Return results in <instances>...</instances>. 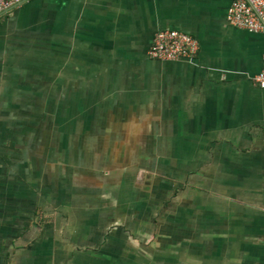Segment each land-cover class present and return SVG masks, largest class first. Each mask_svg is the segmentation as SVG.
Here are the masks:
<instances>
[{
  "label": "crops",
  "instance_id": "1",
  "mask_svg": "<svg viewBox=\"0 0 264 264\" xmlns=\"http://www.w3.org/2000/svg\"><path fill=\"white\" fill-rule=\"evenodd\" d=\"M229 4L28 0L0 15V264H98L97 242L101 264L153 258L141 242L160 227H182L166 243L224 227L238 242L232 212H264V38L231 26ZM160 30L195 38L196 57H149ZM248 218L234 263L264 264V214Z\"/></svg>",
  "mask_w": 264,
  "mask_h": 264
},
{
  "label": "rangeland",
  "instance_id": "2",
  "mask_svg": "<svg viewBox=\"0 0 264 264\" xmlns=\"http://www.w3.org/2000/svg\"><path fill=\"white\" fill-rule=\"evenodd\" d=\"M32 205L35 204V201H31ZM34 206V205H33ZM36 206V204H35ZM256 208L255 211H250V210H247L245 207H243L242 205H240V209L239 211H233L232 214L234 216H236L238 218V221H239V227H238V242H231L227 239V236L226 235H229L231 232H229L230 228H227V227H224V231H222V234L221 235H218L217 236H208L207 237V240L206 241H200V240H204L206 238L204 237H201V236H198L197 234L198 233H201V230L198 231L197 234H195V236L192 237L191 239V243H188V242H179V241H176V242H171V243H166L165 238L167 239V236L169 239H182L183 236L180 235L181 233V229L182 227H177V228H173L171 229V231H175V233H171L169 231L166 230V228L164 227H160L158 229V237L159 238H154V239H151L152 241L149 242V240L147 241H143L141 242L142 244V249H144V251H146L147 253L149 252L150 250V245L152 246V251L155 252L154 254H156L155 256L153 255V258H150L149 254L147 255H144L145 258L139 260V259H132V258H129V259H122L120 260L118 263H116L117 261V258L115 257H111L110 258V262H113L114 264H186L187 262L189 264H229L230 262H232L233 264H235L234 262H239L238 259H236L235 257H237V252H241V251H245L247 249V246L248 247H251V242H245L244 240V235L246 234V231H248L249 229H251V227H246L245 226V223H246V219H250L248 217H254V218H262L263 217V214L264 212L263 211H260ZM197 211V209L195 210ZM35 212V211H34ZM38 212V211H37ZM40 212V211H39ZM33 212H31L30 214V219H33V221H41L42 219L43 220H46L45 222L47 223H50L53 221L52 217L50 215H45L42 214V215H39V214H32ZM42 223V222H41ZM52 224V223H51ZM49 225V224H48ZM17 230H21L22 228L19 227V228H15ZM24 230L26 228H23ZM52 229V226L51 227H48L47 228V232L50 231ZM256 229H258L259 231L261 230V227L260 228H254V233H256ZM4 230V231H3ZM13 230V229H12ZM187 230V229H184V231ZM6 231H8L9 233V228H2V235H5L6 234ZM44 231V230H43ZM40 232L39 233V230H36L35 231V234H40L41 236L45 235L46 232ZM260 234V233H259ZM36 235V236H37ZM39 236V235H38ZM164 237V239H160ZM134 238V237H132ZM135 241V240H134ZM136 243V242H135ZM152 243V244H151ZM53 244H50L48 246V250L49 251H53ZM95 248H94V252L97 253V256H94V259L93 261L98 264H101V262L103 261L102 258H96V257H99L100 256V252L105 250V245L104 243H100V242H97L95 244ZM254 247L255 245L258 246V247H262V244H253ZM7 244L5 242H0V250H3L4 248H6ZM35 246V243L31 244V248H33ZM117 247L116 248H111L110 251H109V254L112 253L114 255L117 254ZM105 252V251H104ZM158 252H161V253H158ZM218 253L219 256L217 257H220V259H214V258H207L206 260H198V257H200V253L201 254H212V253ZM234 253V254H231L233 255V259L229 260L228 258V255H230V253ZM199 253V254H198ZM240 254V253H238ZM167 255L171 256L170 258L166 257ZM182 255H187V256H190V259H183L182 258ZM201 255V256H203ZM9 261L10 263V259L7 260ZM23 263L25 264H28V261L22 259ZM3 263L6 264V260L3 259L2 260ZM86 262V259L85 258H80V259H73L72 257H68L67 259L65 260H59L57 259V257L53 258V255L52 257H43L41 258V260H38V258H35V259H31V264H84Z\"/></svg>",
  "mask_w": 264,
  "mask_h": 264
},
{
  "label": "built area",
  "instance_id": "3",
  "mask_svg": "<svg viewBox=\"0 0 264 264\" xmlns=\"http://www.w3.org/2000/svg\"><path fill=\"white\" fill-rule=\"evenodd\" d=\"M28 0H0V15ZM228 23L238 29L261 34L264 38V0H229ZM200 45L192 36L177 30H160L153 38L148 56L159 60L192 59ZM255 84L264 89V54Z\"/></svg>",
  "mask_w": 264,
  "mask_h": 264
}]
</instances>
